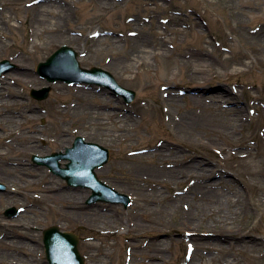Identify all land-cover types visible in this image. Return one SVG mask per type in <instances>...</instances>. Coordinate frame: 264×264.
Masks as SVG:
<instances>
[{
    "label": "rangeland",
    "instance_id": "rangeland-1",
    "mask_svg": "<svg viewBox=\"0 0 264 264\" xmlns=\"http://www.w3.org/2000/svg\"><path fill=\"white\" fill-rule=\"evenodd\" d=\"M31 19L60 29L42 32ZM60 46L135 99L48 83L36 67ZM1 61L14 78H0V264H45L49 227L78 237L84 264H264V0H0ZM42 88L47 99L31 97ZM9 113L18 121L6 122ZM24 114L32 119L20 125ZM32 128L37 146L25 148ZM76 137L108 150L95 173L129 207L88 204L89 189L32 161ZM219 193L247 204L229 242L251 238L254 249L190 252L199 228L188 217L195 208L208 219ZM12 207L21 212L8 219Z\"/></svg>",
    "mask_w": 264,
    "mask_h": 264
},
{
    "label": "water",
    "instance_id": "water-1",
    "mask_svg": "<svg viewBox=\"0 0 264 264\" xmlns=\"http://www.w3.org/2000/svg\"><path fill=\"white\" fill-rule=\"evenodd\" d=\"M1 71L10 68L7 61L0 63ZM38 73L49 82L87 83L102 86L115 96H121L124 102L130 103L135 93L120 86L113 76L96 67L83 69L77 61V54L71 48L62 46L52 54L45 63L38 66ZM49 89L33 91L32 96L44 99ZM68 160L65 168H61L58 161ZM38 164L46 165L50 170L60 176L70 186H81L92 190L88 202L104 201L122 203L126 207L129 199L125 195H118L108 186L98 181L94 174L96 167H102L108 161V151L103 147L86 143L80 137L74 141L72 148L66 149L65 154L54 153L43 158L33 157ZM7 217H13L14 211H6ZM44 246L49 264H83L77 250V238L70 233L60 232L58 228L51 227L44 232Z\"/></svg>",
    "mask_w": 264,
    "mask_h": 264
},
{
    "label": "bare ground",
    "instance_id": "bare-ground-1",
    "mask_svg": "<svg viewBox=\"0 0 264 264\" xmlns=\"http://www.w3.org/2000/svg\"><path fill=\"white\" fill-rule=\"evenodd\" d=\"M42 22L43 21H41V23H40L36 19H31L29 21V26L32 28L35 27L36 25L42 26V32H45V33H50L52 31L57 32V30L60 29L55 24L52 25V27H50V28L46 27L45 26L46 24H44ZM11 26L16 28L15 25H11ZM23 72H24L23 74H25L27 71H23ZM0 78H1V80L2 79L11 80L14 77H12L10 75H5V76H1ZM14 80H16V79H14ZM221 92L222 93H218L217 95H215L213 97L214 101H219L220 99H224V95H226V92H224V91H221ZM112 95L115 96L113 93H112ZM227 99H230L229 95H227L226 100ZM25 115L26 114H24V116ZM24 116L23 117L20 116V118L22 119L21 121L23 122V123H21V121L18 122L20 125H23L32 119L28 116H25V117ZM15 119L17 122L18 118H16V116H14L13 113L7 114V116L4 118V120L6 122H10V123L15 122ZM234 121H235L234 123H236L238 120H234ZM37 134H38V131L36 130V128H32V130H29L26 134L22 135V138H23L25 145H26L25 148H36V146H37L36 140H39V138H36ZM163 152L164 151H160L159 153H163ZM246 156H248V155H246ZM61 167H63V166H61ZM212 174H213V170L209 171L207 176H211ZM173 177L175 179V174L173 175ZM10 194H12V193H9V195ZM239 197H241V196L239 195ZM208 199L210 200L211 197L210 198L208 197ZM222 199H224V201L227 202L226 206H223L222 204L219 203ZM212 201H210V203H213L214 207L209 209V211L211 212V215H209V214L206 215L209 217L208 219L205 217V215H204L205 213H203V211L197 212L195 210V208L193 209L192 213L188 217L190 220H189V222H187V225L192 226V225H195L194 223H197L196 227L199 228V229L193 230L196 232L195 233L193 232L191 239L195 242V244L192 246L193 248H192L191 252L193 253L194 251H197L198 249L204 248V249H208L212 252L220 253V254H223L225 256H228L235 251L236 252L237 251L244 252L241 248L239 249L236 247V246H238V244L241 246H242V244H245V247H247L249 249H254L255 245H257L256 244L257 242L252 240L251 238H250L249 242H243L240 239H236L234 241V243L229 242L230 240H234L233 237L236 235L235 233L237 232L235 230L236 223L234 221V218L236 217V214H241L244 210L247 209V204L244 203L243 201H240L239 199H237L236 201H240L241 204L237 205L236 202H230L228 196L226 194H223V193H219L217 196L212 198ZM201 219L204 220V222H201L202 227H201L200 222H194V221H199ZM3 224H5V223H3ZM245 229H246V226L243 227L242 231H240V234L246 235L245 234L246 232L244 231ZM197 230L204 231V233H207L206 238L199 237L198 236L199 232ZM189 231H191V230H189ZM235 237L239 238L240 236L237 235ZM24 238H27V237H24ZM25 240L34 244L33 240L30 238H27ZM203 240H205V242H208L209 245L203 246V244H202ZM238 240H240V241H238ZM234 264H236V263H234Z\"/></svg>",
    "mask_w": 264,
    "mask_h": 264
}]
</instances>
